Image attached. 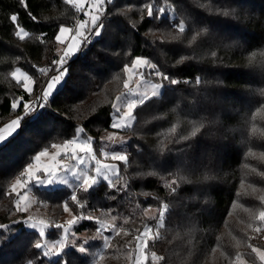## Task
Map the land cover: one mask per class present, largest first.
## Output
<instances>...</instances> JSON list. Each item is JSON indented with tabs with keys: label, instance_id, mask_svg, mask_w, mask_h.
<instances>
[{
	"label": "trees",
	"instance_id": "obj_1",
	"mask_svg": "<svg viewBox=\"0 0 264 264\" xmlns=\"http://www.w3.org/2000/svg\"><path fill=\"white\" fill-rule=\"evenodd\" d=\"M152 2L153 0H113V4L107 5L112 12L127 10L119 21H113L111 25L115 27V23L119 24L123 40L118 35L102 36L97 38L98 43L94 42L84 53L69 60V74L48 102L52 109H41L37 118H25L18 132L0 146V223L11 224L12 220L20 219L21 214L9 213V209H14L16 199L10 185L27 164L33 162L32 158L37 153L72 138L78 125H83L99 144L103 131L111 128L110 104L122 87V82L118 80L124 77L123 64L129 63L136 55H143L161 65L162 69H166L174 77L193 80L192 84H180L166 89L161 99L148 102L137 109L139 123L136 131L140 135L124 132L131 135L128 146L130 162H139L145 166L144 170H148L147 164L152 148L157 143V133L166 132L173 124H177L181 134H187L190 130L187 121L199 118L198 110L187 102L195 94L196 76L207 80L219 78L222 81V94L227 101L222 118L223 126L214 130L226 140L221 141L222 146L218 152V181L213 185L211 210L198 216L191 225H186L175 213L166 215L165 229L161 230L164 238L157 241L154 247L150 243V251L170 257V264H210V258L214 255H217L215 263L229 264L237 251L251 262L253 257L249 256L251 250L248 244L264 248V235L248 229L251 213L258 214L261 202L256 195L238 196L237 192H243L242 180L246 185L255 184L258 190L264 189V181L258 176L247 175L244 168L245 163H250L264 170L258 162L246 159V137L242 133L245 114L260 106L256 102L259 96H250L247 89L264 87L258 73L245 67L247 56L251 52L264 51V0H166L167 4L174 6L175 17H171L169 10L162 24L147 18L146 11H143L144 5ZM155 2L157 7L166 6L165 0ZM26 3L27 9L21 5V0H0V124L13 114H23V104L15 110L11 108L13 99L22 97L24 102H29L41 84L56 73L51 71L48 75H41L38 69L50 67L51 62L58 59L55 36L59 25L63 23L73 26L83 17L65 0H26ZM208 6H231L237 8L239 14L231 18H212L210 16L213 14ZM13 12L19 13L21 25L30 33L23 41L14 34L15 29L9 19ZM29 13L36 19H31ZM141 15L145 19L141 20ZM181 19L185 20L186 25L193 27L196 19L201 22L209 21L221 32L247 41L250 47L242 52L235 47L216 48L202 42L189 45L188 40L194 32H189L187 28L182 42L172 41L170 38L161 39L162 33L167 35L171 31H178L172 25L178 24ZM111 20L112 17L109 16V21ZM133 24L135 27H132ZM41 36L44 42L38 39ZM109 46L116 47L111 49L112 52L121 54L106 56L100 51ZM213 51L222 59V66L218 67L213 61ZM126 53H130V56L125 55ZM193 54L196 59L177 64L182 56ZM16 67L27 69L33 76L35 89L31 94L12 77L11 73ZM92 69L97 71L93 72ZM145 120L150 121L146 126ZM255 139L253 148L257 151L264 150L259 144V138ZM197 144L202 147L204 137H199ZM171 155L175 157V153ZM120 167L123 174V163ZM134 171L136 168L133 164L129 174ZM189 189L190 193H194L195 189L191 186ZM130 192L133 195L128 199L124 194L108 189L106 183H101L90 194L78 193L82 201H87L82 210L84 214L111 208L114 210L112 215L122 213L129 218L126 226L131 235L126 242L122 243L120 240L124 250L129 252L134 249L136 229L142 230L144 224H155V221L142 215V210L148 205H157L158 201L153 197L160 196L163 199L166 190L157 178L145 177L133 181ZM34 193L36 201L44 202L35 205L46 208L49 220L59 223L65 214L63 202L71 196L72 190L64 186L36 188ZM143 193L151 195L144 198ZM258 194L264 195V191ZM233 202L237 207L233 208ZM69 206L76 215L80 214L81 209L77 206L71 203ZM95 228L94 221L83 220L76 225L75 230L82 232ZM189 229L191 235L187 234ZM48 236L53 237L51 233ZM39 238L37 231L28 229L25 225H14L10 232L0 230V264H27L28 260H32L33 264H44L40 261L41 251L34 247ZM130 239L133 240L130 242ZM213 249H216L215 253ZM69 255L68 258L74 264L86 263L83 257L72 250ZM255 263L258 264V261Z\"/></svg>",
	"mask_w": 264,
	"mask_h": 264
},
{
	"label": "snow or ice",
	"instance_id": "obj_2",
	"mask_svg": "<svg viewBox=\"0 0 264 264\" xmlns=\"http://www.w3.org/2000/svg\"><path fill=\"white\" fill-rule=\"evenodd\" d=\"M65 2L75 8L76 12L82 14L84 18L77 21L72 27L65 26L63 23L59 25L58 34L55 36L58 59L53 60L50 67L38 69L41 75H48L51 71H55L56 74L51 75L41 84V94L36 104L24 102L22 97L13 99L11 108L15 110L18 103L23 104L24 116H17L0 128V143L6 141L17 131L25 118L48 107L49 100L69 74V60L77 54L84 53L94 42L98 43L97 38L102 36L118 35L119 39L123 40L119 24L115 23V27L111 25L113 21H119V18L127 10L112 12L107 5L113 4V0H65ZM21 5L25 9L28 7L26 0H21ZM208 7L213 14L210 16L212 18H231L239 14L237 8L231 6ZM169 10L174 12V6L166 3V6L157 7L155 0L145 4L143 9L146 11L147 18L159 21L161 24L165 22ZM29 16L33 20L36 19L31 13ZM109 16L112 17L111 21H109ZM9 19L15 29L14 34L19 40L23 41L30 35L21 25L19 13L13 12ZM143 19L145 17L141 15V20ZM193 24L194 27L188 26L185 20L181 19L178 24L173 23L172 25L178 31H171L167 35L162 33L161 39L170 38L172 41L182 42L186 36L187 28L189 32H194L188 40L189 45L202 42L216 48L235 47L242 52L247 51L250 47L247 41L237 38L236 35L221 32L209 21L201 22L196 19ZM132 27L135 25L133 24ZM38 39L44 42L43 36ZM113 48L116 47L109 46L100 49V51L106 56H119L121 53L112 52ZM125 55L130 56V53ZM211 57L218 67L222 66L223 61L217 52H211ZM196 58L195 54L182 56L177 64H183L186 60ZM245 67L257 72L261 81L264 82V51L251 52L247 56ZM92 71L96 72L97 70L92 69ZM19 72L20 69L16 68L11 75L27 93L31 94L33 92V77L27 72H24L22 76L18 75ZM122 72L125 74L122 81L124 91L117 94L115 100L110 104L112 110L110 127L113 131L107 132L106 135L99 138L110 150L101 149V157H98L93 149L94 138L92 136L81 138V134H84L85 130L83 127H77L76 134L72 138L52 145L55 149L54 152L50 153L45 148L32 158L39 162L41 157H45L47 162L43 164L28 163L20 176L10 185L11 192L16 194V199L14 209H9V213L12 215L21 214V218L12 220L11 224L0 223V230L10 232L14 225H27L28 228L36 230L40 240L34 244V247L41 251L45 264H74V261L68 258L70 250L83 254L85 259L90 258L89 264H102L103 254L91 252L87 238L78 243L81 238L76 235L73 228L83 220L96 223V236L92 239L99 238L104 249H108L111 242V236L105 235L106 232L130 235L128 229L118 225L119 213L112 215L114 210L111 208L105 214L110 217L108 220L98 216L84 215L82 210L87 201H82L78 193L90 194L101 183H106L108 189L117 194H124L128 199H131L133 195L130 192L132 182L145 177L157 178L166 190L163 199L160 196L153 197L158 201L159 207L149 206L142 210V215L155 221V224L154 226L144 224L142 231L136 229L133 241L134 249L127 256L130 264H170V257L159 255L156 251H150L149 248L150 243L154 247L157 241L164 238L161 230L165 229L166 215L175 213L186 225H191L198 216L211 210L213 185L218 181V152L222 146L221 141L226 140L225 137L218 136L214 131L223 126L222 118L227 103L221 91L222 81L219 78L207 80L199 75L194 78L197 88L193 98L187 102L198 110L199 118L187 121V126L190 129L187 134H181L177 124H173L166 132L157 133V143L152 148L147 164L148 170H144L145 166L139 162H130L131 153L126 146L131 138L120 133L132 132L134 135H140L136 131V126L139 123L137 109L145 106L148 102L161 99L166 89L180 84H192L193 80L176 78L166 69H162L161 65L143 55H136L134 59H130L129 63H124ZM247 91L252 97L259 96V100L256 102L260 106L255 108V111L249 110L245 114L244 128L242 129L247 146L245 157L264 167V150L257 151L252 146L256 142L255 138H259V144L264 147V103L260 102L264 101V87L258 89L249 87ZM40 100L43 103H39ZM148 123L150 121H144L145 126ZM143 131L142 128L141 132ZM201 136L204 137L202 147L197 144L198 138ZM177 145L182 146L176 147ZM111 146H117L121 150H115ZM172 153H175L174 158ZM121 162L124 165L123 174L121 173ZM133 164L136 171L129 174V169L133 167ZM244 168L247 170V175L258 176L264 181V170L261 168L250 163H245ZM69 172L77 182L74 185L70 184L67 178ZM57 182L72 188L71 196L63 202V211L70 215L66 222L63 224L53 223L32 214L23 215L29 213L33 203H44L43 201L30 200L27 197L26 190L28 188L33 184L52 185ZM189 186L195 189L194 193H190ZM241 187L243 192H237L238 196L256 195L261 202V210L258 214L251 213V223L248 225V229L258 235H264V195L258 194L264 189L258 190L255 184L246 185L244 180L241 181ZM22 189L25 191L20 194ZM143 195L149 196L151 193ZM115 198L112 197V199ZM70 203L81 209L79 215L73 214V210L69 206ZM137 206L139 207V205ZM235 207L237 204L233 202V208ZM245 211L249 210L245 209ZM124 223L127 224L128 220L125 219ZM49 228L60 230L58 239L47 238ZM187 234L191 235V229ZM248 248L251 250L249 256L253 257L252 264H255L256 260L259 261V264H264V248L251 243L248 244ZM212 251L215 253L216 249ZM27 264H33V261L28 260ZM229 264H249V261L245 259L243 253L237 251L234 259H230Z\"/></svg>",
	"mask_w": 264,
	"mask_h": 264
},
{
	"label": "rangeland",
	"instance_id": "obj_3",
	"mask_svg": "<svg viewBox=\"0 0 264 264\" xmlns=\"http://www.w3.org/2000/svg\"><path fill=\"white\" fill-rule=\"evenodd\" d=\"M168 5H170V4H168ZM171 12H170V14H171V17L172 18H174L175 17V13L172 11V10H170ZM84 17H81V18H79L78 19V21L80 20V19H83ZM65 26H68V25H65ZM68 27H72V26H68ZM78 55V54H77ZM76 55V56H77ZM16 68H19L20 69V72L18 73V75H21L22 76V74L24 73V72H27L29 75H31V73L27 70V69H24V68H22V67H16ZM15 68V69H16ZM15 71V70H14ZM145 71H147V70H145ZM56 74V73H55ZM54 75V74H53ZM32 76V75H31ZM33 77V76H32ZM50 78V77H49ZM48 78V79H49ZM125 78V74H124V77H122V79L120 78L119 80H118V82L119 81H123V79ZM64 82H65V80H64ZM64 82L58 87V89H57V91L59 90V88L64 84ZM34 84H35V80H34V78H33V91H34ZM39 90V89H38ZM37 90V91H38ZM37 91H35V93H34V95H33V97L36 95V92ZM56 91V92H57ZM124 91V88H123V83H122V87H121V89L119 90V92L117 93V94H119L120 92H123ZM55 92V93H56ZM55 93L53 94V96L55 95ZM116 94V95H117ZM52 96V97H53ZM32 97V98H33ZM116 97V96H115ZM19 98H21V97H19ZM19 98H16V99H19ZM115 100V98L113 99V101ZM25 102H28V101H25ZM19 103H18V106H17V108L19 107ZM16 108V109H17ZM47 109H49V110H51L52 109V107H51V105L48 103V107H47ZM17 116H21V117H23L24 116V111H23V114H18V113H16V114H13L9 119H7V120H5V121H3L1 124H0V128H2L5 124H7V123H9L12 119H15ZM31 117H32V115H31ZM78 127H83L84 128V126L83 125H78ZM20 129V128H19ZM18 129V130H19ZM18 130L14 133V134H16L17 132H18ZM84 130H85V133L84 134H81V138H85V136H92L85 128H84ZM110 131H113V129H107V130H105V131H103V133L101 134V136H104V135H106V133L107 132H110ZM13 134V135H14ZM76 134V133H75ZM121 135H125V136H128V137H130L131 138V135L129 134V133H124V132H121L120 133ZM12 135V136H13ZM100 136V137H101ZM11 137V136H10ZM9 137V138H10ZM93 137V136H92ZM99 137V138H100ZM8 138V139H9ZM94 138V144H93V149H94V151H96V154H97V156L98 157H101V149H104V150H110L109 148H107L106 146H105V144L104 143H102L101 141H100V139H99V144H97L96 142H95V137H93ZM7 139V140H8ZM6 140V141H7ZM6 141H4L3 143H5ZM130 141V140H129ZM129 141H128V144H127V149H128V146H129ZM3 143H0V146L3 144ZM97 145V146H96ZM112 148H115V150H121L120 148H118L117 146H111ZM44 150V149H43ZM42 150V151H43ZM48 151L51 153V152H54L55 151V149L53 148V147H51L50 149H48ZM45 162H47V160H46V158L45 157H41V160L39 161V162H37V161H35V160H33V164H36V163H40V164H43V163H45ZM107 162H111V161H107ZM122 163V162H121ZM67 178L69 179V182H70V184H72V185H74L75 183H77L76 182V180H75V177L72 175V173L71 172H69L68 173V176H67ZM68 187V188H70L68 185H65V184H63V183H59V182H57V183H53L52 185H38V184H33L30 188H28L26 191H27V197L30 199V200H32V201H36V196H35V193H34V191L36 190V188H57V187ZM71 190H72V188H70ZM24 189H22L21 190V193L20 194H23L24 193ZM144 194V193H143ZM143 197L144 198H146L147 196H145V195H143ZM162 199V198H161ZM36 203H33L32 204V207L30 208V210H29V213H27V214H23V215H28V214H32V215H35V216H37L38 218H45V219H48L49 220V215H48V210L46 209V208H43V207H41V206H37V205H35ZM149 206H151L152 208H157V207H159V203L157 204V205H148L147 207H149ZM147 207H145V208H147ZM107 211L108 210H105V209H99L98 211H92L91 213H88V214H84L85 216H87V215H93L94 217H100L101 219H106V220H108V219H110V217H108V216H106L105 214L107 213ZM73 214H75L74 212H73ZM21 218V217H20ZM70 218V215H69V213H66L65 212V214L61 217V219L59 220V223H61V224H63L64 222H66L68 219ZM125 219H127L128 220V222H129V218L128 217H126V216H123V214L122 213H120L119 214V218H118V221H117V223H118V225H121V226H123L124 228H126L127 229V226H126V224H124V221H125ZM82 222V221H81ZM137 221H135V223H136ZM135 223L133 222V224L135 225ZM79 224V223H78ZM77 224V225H78ZM27 228H28V226L27 225H25ZM75 227L76 226H74V228H73V231H75V233H76V235L78 236V237H80L81 239H80V241H78V243H80V242H83V240L85 239V238H87L88 239V247H89V250L91 251V252H93V253H96V252H100V253H102L103 254V257H104V259H103V261H102V264H130V262H129V260L127 259V256H128V253H129V251L128 250H124V248H123V244H121L120 243V240H121V242L123 243V242H126V240H128V236H130V235H128V236H124L123 234H119V235H117V234H112V233H109V232H106L105 233V235H110L111 236V242H110V247L108 248V249H104L103 248V243H102V241L99 239V238H97V239H92L93 237H95L96 236V228L95 229H93V230H91V231H82V232H76V230H75ZM96 227H97V225H96ZM28 229H31V228H28ZM50 229H52V228H49L48 230H47V238L48 239H58L59 238V236H60V230H57V229H53V230H50ZM32 230H34V229H32ZM143 230V229H142ZM141 230V231H142ZM36 231V230H35ZM49 233H51V236H53V237H49L48 235H49ZM39 240H40V238H39ZM133 239H130V242L132 241ZM126 248V247H125ZM40 255H41V259H40V261H42L44 264H45V260H44V258L42 257V254L40 253ZM78 255L80 256V257H83V254H79L78 253ZM70 256V255H69ZM217 255H214L213 257H211L210 258V264H217V263H215L214 262V259H215V257H216ZM71 257H73V256H71ZM85 259V258H84ZM246 259V258H245ZM86 260V263L85 264H89V260H90V258H87V259H85ZM258 261V260H257ZM249 264H252V261L250 262L249 261ZM256 264V263H255ZM258 264H259V261H258Z\"/></svg>",
	"mask_w": 264,
	"mask_h": 264
},
{
	"label": "built area",
	"instance_id": "obj_4",
	"mask_svg": "<svg viewBox=\"0 0 264 264\" xmlns=\"http://www.w3.org/2000/svg\"><path fill=\"white\" fill-rule=\"evenodd\" d=\"M40 94H41V92H40V89H39V90L36 92V95H35V96H34L29 102H32V103L36 104L37 101H38V98H39ZM39 103H43V101L40 100ZM39 112H40V111H39ZM39 112H35V113H33V114H32V117H33V118H37L38 115H39Z\"/></svg>",
	"mask_w": 264,
	"mask_h": 264
}]
</instances>
